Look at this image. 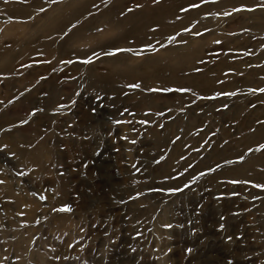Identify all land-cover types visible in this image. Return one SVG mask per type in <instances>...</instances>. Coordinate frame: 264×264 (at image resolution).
Returning a JSON list of instances; mask_svg holds the SVG:
<instances>
[{
    "label": "rangeland",
    "instance_id": "obj_1",
    "mask_svg": "<svg viewBox=\"0 0 264 264\" xmlns=\"http://www.w3.org/2000/svg\"><path fill=\"white\" fill-rule=\"evenodd\" d=\"M193 2L0 0L2 264H264V0Z\"/></svg>",
    "mask_w": 264,
    "mask_h": 264
},
{
    "label": "snow or ice",
    "instance_id": "obj_2",
    "mask_svg": "<svg viewBox=\"0 0 264 264\" xmlns=\"http://www.w3.org/2000/svg\"><path fill=\"white\" fill-rule=\"evenodd\" d=\"M153 2L155 3V2H157V0H153ZM209 2H210V0H200V3H195V2L189 3V5H188L187 8L181 7L180 8V11L181 12H187V11H189V9H198V8H200L201 4H206V3H209ZM211 2H215V0H211ZM137 7H141V5L138 4ZM256 8H260V9L264 10V4H256L255 7H248L247 5H244V4H241L239 7L233 6L231 12L225 11V12H223V15L224 16H231L233 13H239V12H244V11L252 12V11H255ZM41 11H43V9H41ZM129 11H131V9H129ZM219 14L220 13H216V15H219ZM73 27H75V26H73ZM153 31H155V29H153ZM182 31H184V32H190L191 29L188 28V27H184L182 29ZM208 31H210V30L207 29V28L204 29V32H208ZM203 34L204 33L203 32H200V31L195 32V35L196 36H202ZM168 39L169 40H173V39H175V36H170V37H168ZM214 43L217 44V45H220V44H222V41L216 40ZM147 47L151 48L152 45L151 44H148ZM131 51H132L131 48H127V49H124V48H116L115 49V52H109V53H105V54L106 55H114L115 53H119V52H131ZM93 55H96V53L93 52ZM84 62L85 63H91V59L90 58L89 59H86ZM66 63H72V61L69 60V61H66ZM140 86L141 85L139 83H133V84H129L128 85V87H130V88H136V89L140 88ZM148 91H150V92H170V91L187 92V91H190V89H187V88H184V87H180V88H176V89H170V88H167V87H162V88H149ZM250 91L253 92V93L259 92L261 94H264V87L250 89ZM234 94L235 93H229V92L218 93V95H225V96H227V95H234ZM214 98L215 97H201V99H214ZM96 99L99 101L102 98L99 97V96H97ZM252 106L255 107V105H252ZM61 107H64V105H61ZM224 107L227 108L228 106L225 104ZM35 111L36 110H33V113H32L33 115L35 114ZM91 111L93 113H95L96 109L95 108H92ZM124 111L125 112H128V109H124ZM161 115H162V113H161ZM115 122L117 124H123V123H129L130 124V123H132V121H130V120L129 121L117 120ZM21 123H26V121H21ZM139 123H141V124H147V123H149V121L148 120H141V121H139ZM258 123H264V122L258 121ZM133 131H135V129H133ZM123 139L127 140L128 138H127V136H125V137H123ZM131 143L132 144H135L136 141L135 140H132ZM5 147H7V146L5 145ZM260 150H264V144H259L258 148L255 149V151H260ZM247 151L249 153H252L254 151V149L252 147H249L247 149ZM161 159H163V157H161ZM181 159H184V157L182 156ZM238 159L241 160V161H243L244 160V156L243 155H240L238 157ZM132 167L137 172L140 171V169L137 168L136 164H133ZM191 167H192V165L189 164L188 167L184 169V171L187 172L188 171V168H191ZM217 167H219V165H217ZM209 171H214V169L209 168ZM18 175H24V174L23 173H18ZM179 175H183V173H180ZM201 175H203V173H201ZM165 178L167 179L169 177L166 176ZM192 179L194 180L195 177H193ZM250 182H251L250 179H244V180L233 179V180L229 181V183H232V184H248ZM0 183H3V181H0ZM253 187H255V188H264V183H255L253 185ZM187 188H189V183H184L183 184V188H181V187H170L168 190L170 192L176 193V192H182L184 189H187ZM40 199L41 200H45V197L44 196H41ZM129 199H134V198L130 196ZM53 210L54 211H59V212H71L72 211L71 207L68 206V205L62 206L59 210H57V209H53ZM220 219L221 220H224V217L221 216ZM162 227L171 228L172 225L165 224V225H162ZM224 227H225V225L223 223L219 224V228L220 229H224ZM81 231H83V228H81ZM137 235H140V233H137ZM228 239L231 240L232 237L229 236ZM129 247H131V246H129ZM132 251H135V249H132ZM187 251L190 253L191 252V249H188ZM64 258L67 259V257H64ZM5 259H7V258H5ZM56 259H60V257L57 256ZM0 264H2V262H0ZM227 264H232V262L231 261H228Z\"/></svg>",
    "mask_w": 264,
    "mask_h": 264
},
{
    "label": "bare ground",
    "instance_id": "obj_3",
    "mask_svg": "<svg viewBox=\"0 0 264 264\" xmlns=\"http://www.w3.org/2000/svg\"><path fill=\"white\" fill-rule=\"evenodd\" d=\"M88 1H90V0H88ZM100 2V1H99ZM242 2V1H241ZM240 2V3H241ZM174 3V2H173ZM82 4V3H81ZM93 4V3H92ZM238 4V3H237ZM236 4V5H237ZM88 4H83V5H80L79 4V6H78V8L77 9H75L74 10V12H73V14H71V18H73V19H71V20H74L75 18H77V16H78V13L79 12H81V10H83L86 6H87ZM164 5H166V4H164ZM170 5V4H169ZM174 5H175V3H174ZM173 6V5H172ZM181 7V6H180ZM167 8V7H166ZM157 10H159V9H157ZM175 11H176V9H175ZM174 11V12H175ZM143 12H146V11H142V10H137L136 12H131V13H129V14H126V15H124V16H121V17H115L114 16V14H113V12L111 11V10H107L106 11V13H105V15H103V17H105L106 19H109V20H111V21H114V23H115V26H113L114 28H119V27H125V32L127 33V36L129 35L130 36V34H133L134 32H136L137 30H138V27H137V24H136V21H137V17L139 16V15H141L142 16V14L144 15V13ZM193 12V11H192ZM82 14H83V12H81ZM152 13V12H151ZM82 14H81V16H82ZM158 14V13H157ZM99 15H101V14H99ZM171 15V14H170ZM169 15V16H170ZM158 15H156V17H157ZM168 16V15H167ZM168 16V17H169ZM166 17V16H165ZM175 17V16H174ZM104 18V19H105ZM141 18V17H140ZM139 18V19H140ZM150 18L152 19V17L150 16ZM138 19V20H139ZM144 19H146V18H144ZM184 19V18H183ZM50 20V19H49ZM143 20V19H142ZM153 20V19H152ZM155 20V19H154ZM159 20V19H158ZM140 21V20H139ZM146 21V20H145ZM151 21V20H150ZM185 21V20H184ZM149 21H147V23H148ZM169 22V21H168ZM141 23V22H140ZM143 23V22H142ZM157 23V22H156ZM55 24V23H54ZM70 24V23H69ZM149 24V23H148ZM164 24V23H163ZM84 25H86V23L84 24ZM83 25V26H84ZM144 25V24H143ZM81 26H82V24H81ZM80 26V27H81ZM96 26V25H95ZM146 26H150V25H147L146 24ZM58 27V26H57ZM93 27H94V25H93ZM142 27V26H141ZM157 27V26H156ZM87 28H88V26H87ZM90 28V27H89ZM114 28H113V30H114ZM146 28V27H145ZM173 28V27H172ZM263 28V27H262ZM262 28H260V29H262ZM61 29V28H60ZM85 29V28H84ZM91 29H92V26H91ZM91 29H90V31H91ZM59 30V29H58ZM89 30V29H88ZM94 30H95V28H94ZM116 30H119V29H116ZM49 31H50V29H49ZM55 31V30H54ZM77 31V30H76ZM79 31V30H78ZM56 32V31H55ZM72 32V31H71ZM93 32V31H92ZM96 32V31H95ZM123 32H124V30H123ZM167 32V31H166ZM89 33V32H88ZM91 33V32H90ZM119 33H121V32H119ZM151 33V32H150ZM122 34V33H121ZM147 34V33H146ZM145 34V31H144V35H146ZM149 34V33H148ZM126 35V34H125ZM124 35V36H125ZM152 36V35H151ZM121 37V38H120ZM120 37H118V38H120L121 39V41H122V39H124V38H122V36H120ZM117 38V39H118ZM131 38V37H130ZM126 39V38H125ZM128 39V38H127ZM98 40V39H97ZM130 40V39H129ZM118 41V40H117ZM127 41V40H126ZM46 42V41H45ZM44 42V43H45ZM52 42V41H51ZM47 43H48V41H47ZM66 43V42H65ZM121 43V42H120ZM54 44V43H53ZM53 44H52V46H53ZM109 44V43H108ZM119 44V43H118ZM122 44H124L123 42H122ZM126 44H127V42H126ZM44 46V45H43ZM51 46V47H52ZM47 48H49L48 46H46ZM44 48V47H43ZM59 49H60V47H59ZM68 49V48H67ZM174 49V48H173ZM61 51V50H60ZM66 53V52H65ZM66 57V56H65ZM126 57V56H125ZM119 58V57H118ZM117 58V59H118ZM122 58H124L123 56H122ZM121 58V59H122ZM112 59H114V61H115V59L116 58H112ZM111 59V60H112ZM110 60V61H111ZM157 60V59H156ZM109 61V62H110ZM113 61V60H112ZM117 61V60H116ZM107 62H108V60H107ZM123 62V61H122ZM117 63H119V62H117ZM124 64V63H123ZM119 70V69H118ZM130 73V72H129ZM130 75H131V73H130ZM120 77V76H119ZM132 78V76H129L128 78Z\"/></svg>",
    "mask_w": 264,
    "mask_h": 264
}]
</instances>
